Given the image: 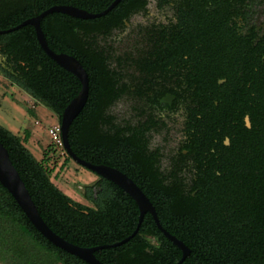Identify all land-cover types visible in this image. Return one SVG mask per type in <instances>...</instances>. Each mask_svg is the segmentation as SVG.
<instances>
[{
	"label": "flooded vegetation",
	"instance_id": "flooded-vegetation-1",
	"mask_svg": "<svg viewBox=\"0 0 264 264\" xmlns=\"http://www.w3.org/2000/svg\"><path fill=\"white\" fill-rule=\"evenodd\" d=\"M115 1L0 0V20L24 22L44 13L41 20H82L53 10L96 16ZM87 21V27L73 29L75 54L92 68L105 67L115 86L116 102L105 110L109 117L103 129L119 139V159L116 166L100 165L130 180L161 226L170 223L164 213L173 211V203L193 211L198 197L259 159L264 150V0H119L104 16ZM9 34L0 35V71L12 73L2 53ZM78 57L73 58L79 62ZM90 173L94 177L82 192L88 205L79 203L86 211L76 209V214L93 219L102 209L109 230L137 227L136 202ZM141 225L157 228L149 213ZM146 241L159 245L156 237Z\"/></svg>",
	"mask_w": 264,
	"mask_h": 264
},
{
	"label": "trees",
	"instance_id": "trees-1",
	"mask_svg": "<svg viewBox=\"0 0 264 264\" xmlns=\"http://www.w3.org/2000/svg\"><path fill=\"white\" fill-rule=\"evenodd\" d=\"M22 20H0V30ZM87 20L46 18L40 21L48 47L56 54L78 57L71 37L75 27L85 28ZM3 55L11 72L2 74L51 110L60 124L67 105L80 91V83L50 60L40 49L30 26L3 37ZM89 80L87 102L71 124L68 143L81 160L116 166L120 144L112 132L103 129L105 110L116 102L109 71L92 68L86 57H78ZM107 123H112L111 121ZM23 138L0 126V143L28 191L44 223L60 238L83 248L109 245L135 230L107 226L101 209L93 219L77 210L86 208L61 192L52 182L46 152L36 160ZM237 177L221 180L213 191L198 197L195 209L186 212L173 203L164 213L170 223L162 227L184 243L191 254L182 264H264V150ZM88 190V187H84ZM156 237L158 246L146 241ZM101 264H176L180 251L156 227L140 226L125 245L96 252ZM0 264H85L44 239L29 223L8 192L0 186Z\"/></svg>",
	"mask_w": 264,
	"mask_h": 264
},
{
	"label": "water",
	"instance_id": "water-1",
	"mask_svg": "<svg viewBox=\"0 0 264 264\" xmlns=\"http://www.w3.org/2000/svg\"><path fill=\"white\" fill-rule=\"evenodd\" d=\"M119 0H116L112 6L105 12L100 15H90L83 11H78L74 9H54L53 11L63 12L70 16L76 17L82 20L93 19L96 17L104 16L111 8H113ZM50 12V11H49ZM47 13L42 14L41 16L26 20L22 22L19 26L0 32V35L8 34L14 31L19 30L22 27L30 26L34 29L35 38L38 43V46L43 51V53L52 60L57 66L70 73L73 77H75L80 83V91L77 96L70 101L67 107L64 109L61 119H60V131L61 138L63 142V149L70 158L72 162L77 164L78 166L86 169L87 171L93 172L98 176L111 181L118 188L124 190L138 205L140 210V219L137 227L133 231V233L121 241L120 243L113 245H104L93 248H83L76 245H73L64 239L60 238L56 235L42 220L40 217L34 203L32 202L28 191L26 190L22 180L20 179L17 171L13 167L8 152L0 143V186L4 188L8 194L15 201L19 209L22 211L26 219L33 226V228L51 245L56 247L57 249L78 258L79 260L85 262L86 264H101L94 256L95 252L106 250V249H114L122 246L131 240L138 232L142 216L145 213L151 214L153 217L158 231L171 243L173 244L181 253V258L176 264H182L186 258L191 254V250L184 245L183 242L178 240L176 237L169 234L158 222L156 213L154 208L151 206L150 202L146 199V197L134 186V184L128 180L124 175H122L118 170L112 169L108 166L99 165L95 166L91 163H88L84 160L79 159L71 150L68 143V131L73 123V121L80 114L82 109L84 108L89 92V80L88 76L83 69L82 65L72 56H69L64 53L56 54L53 52L47 45L44 34L40 27L41 19Z\"/></svg>",
	"mask_w": 264,
	"mask_h": 264
},
{
	"label": "rangeland",
	"instance_id": "rangeland-1",
	"mask_svg": "<svg viewBox=\"0 0 264 264\" xmlns=\"http://www.w3.org/2000/svg\"><path fill=\"white\" fill-rule=\"evenodd\" d=\"M57 124L58 119L51 110L0 71V126L22 138L28 133L26 148L34 158L41 160L46 152L47 167L53 170L51 182L74 202L88 205L82 192L94 176L53 144L48 131Z\"/></svg>",
	"mask_w": 264,
	"mask_h": 264
},
{
	"label": "built area",
	"instance_id": "built-area-1",
	"mask_svg": "<svg viewBox=\"0 0 264 264\" xmlns=\"http://www.w3.org/2000/svg\"><path fill=\"white\" fill-rule=\"evenodd\" d=\"M48 133H49V136L52 139L53 144L57 148H59L61 150H64L63 149V142H62V138H61L60 124L52 126L49 129Z\"/></svg>",
	"mask_w": 264,
	"mask_h": 264
}]
</instances>
